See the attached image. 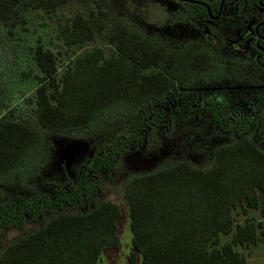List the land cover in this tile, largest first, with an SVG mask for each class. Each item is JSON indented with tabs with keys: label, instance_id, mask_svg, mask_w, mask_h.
<instances>
[{
	"label": "trees",
	"instance_id": "trees-1",
	"mask_svg": "<svg viewBox=\"0 0 264 264\" xmlns=\"http://www.w3.org/2000/svg\"><path fill=\"white\" fill-rule=\"evenodd\" d=\"M71 1L87 12L60 20L58 37L71 48L104 35L112 49L108 54L102 47L87 49L60 72L55 54L37 44L33 59L41 75L34 97L28 98L37 124L64 135L91 128L116 111L136 112L80 168L71 186L53 195L36 191L0 204V228L23 227L49 215L37 230L9 243L0 253V264H98L105 248L120 245V207L112 201L93 204L96 177L110 173L120 155L139 147L149 130L163 131L173 119L184 125L197 118L224 139L204 167L177 161L126 181L129 264H138V255L139 264H248L237 247L260 241L263 224L253 218L235 224L233 211L259 208L264 218V109L244 116L238 109L223 110L222 101L212 95L191 109L174 103L165 110L161 103L179 98L206 77L233 75L264 83V68L254 61L221 59L205 46L171 47L147 37L113 16L109 0H0V25L12 33L26 24L30 10L55 13ZM148 102L150 115L142 109ZM42 142L29 121L17 119L11 109L0 111V182L22 171ZM227 235L231 238L221 243Z\"/></svg>",
	"mask_w": 264,
	"mask_h": 264
},
{
	"label": "rangeland",
	"instance_id": "rangeland-1",
	"mask_svg": "<svg viewBox=\"0 0 264 264\" xmlns=\"http://www.w3.org/2000/svg\"><path fill=\"white\" fill-rule=\"evenodd\" d=\"M184 6L174 0H109L107 9L128 26L171 47L211 45L207 43L206 35L210 36L212 32L208 29L207 32L201 31L204 26L198 29V26L192 27L191 24L184 22L185 19L177 17L184 12ZM85 12L87 8L84 5L71 1L55 13L42 9L30 10L27 13L26 24L17 26L12 33L0 25V111L13 110L17 119L29 121L43 139L38 152L23 170L0 182V204L10 203L19 196L36 191L53 195L57 189L71 186L77 179L80 165L100 153L103 144L114 132L121 130L120 128L124 127L136 112V109L116 111L110 116L103 117L91 128L71 131L64 135L53 134L37 124L33 112L34 104L28 101V98L34 97L38 85L37 76L41 75L33 59L36 45L42 44L55 54L60 72L87 49L102 47L107 54L112 49L104 35H97L84 47L71 48L58 37L60 20ZM237 21L234 13H228L227 19L224 18L216 24V33L211 34L213 40L218 41V44L214 43V47L217 48L216 54L221 59L237 54L228 49L230 47L228 42L232 37H237L236 31L245 29L248 32L247 36L252 37L253 23L250 22L248 24L250 27L246 28L244 25L247 24V20L246 23L241 21L239 24ZM210 95L222 101L223 110L241 107L246 116L260 112L261 103H264V88L252 82L246 83L235 78L206 77L195 81L191 88L183 90L179 98L168 100L166 104L161 103V106L168 110L169 104L175 103L185 109H191ZM254 95L255 101L251 100ZM150 107L151 103L148 102L142 109L150 115ZM212 132V126L206 120L197 118L181 125L173 119L171 123L166 124L163 131L149 130L139 147L120 155L116 167L110 173H101L96 177L98 193L93 204L112 201L120 207V216L116 220L120 245L116 248H105L98 264H129L132 231L123 198L127 179L150 173L177 161L204 167L209 162L215 145L224 141ZM260 147L264 150V143ZM263 205L264 194L261 193L260 207ZM85 209L87 207L82 208V211ZM48 217L49 215H46L40 220L27 221L23 227L0 228V253L13 240L37 230ZM233 217L235 224H243L247 218L262 221L261 229L264 230V218L259 208L244 210L237 207L233 211ZM260 237V241L249 248L237 247L246 256L249 264H264V260L258 259L264 255V235L260 234ZM230 238L231 235L221 236V243ZM140 261L141 257L138 255L137 263Z\"/></svg>",
	"mask_w": 264,
	"mask_h": 264
},
{
	"label": "flooded vegetation",
	"instance_id": "flooded-vegetation-1",
	"mask_svg": "<svg viewBox=\"0 0 264 264\" xmlns=\"http://www.w3.org/2000/svg\"><path fill=\"white\" fill-rule=\"evenodd\" d=\"M179 4H184V12L179 14L177 17H181L184 22L191 24L192 27H197L198 29L204 26V29L201 31H206L207 29L212 32L211 34L216 33V24L222 21L224 18L227 19L228 13H234L235 18L238 19L237 24L241 23V21L247 24L244 25L246 28H249L248 25L252 22V37H248V32L244 30H238L237 37H230L231 40L228 42L230 46L228 49L231 52H237L234 56L226 57L225 59H232L235 61H239L241 63H250L256 62L261 68H264V0H174ZM203 8L202 11L196 10L195 6ZM205 11V12H203ZM183 17V18H182ZM234 18V16H233ZM232 19V18H230ZM245 20V21H244ZM234 21V20H232ZM195 23V25H193ZM212 24V26H211ZM201 29V28H200ZM207 34V43L211 45H206L213 53L216 54V47H214V43L218 44V41H214L212 35ZM220 45V43H219ZM229 53V52H228ZM228 78H235L244 82H252L258 87L264 88V83L255 82L249 80L247 78H241L237 76H229ZM248 86V85H245ZM255 96L251 100L255 101ZM258 100V99H257ZM262 110L264 109L263 103ZM238 109L241 113L244 114V111L241 107L231 108L229 110ZM262 110L260 112H262ZM260 112H255L253 114L247 115L251 116ZM94 156V155H93ZM92 156V157H93ZM91 157V158H92ZM90 158V159H91ZM90 159L81 164L78 170V175L80 168L85 166ZM77 175V178H78Z\"/></svg>",
	"mask_w": 264,
	"mask_h": 264
},
{
	"label": "crops",
	"instance_id": "crops-1",
	"mask_svg": "<svg viewBox=\"0 0 264 264\" xmlns=\"http://www.w3.org/2000/svg\"><path fill=\"white\" fill-rule=\"evenodd\" d=\"M258 259H260V260H264V255L259 256ZM247 263L249 264L248 260H247ZM253 264H254V263H253Z\"/></svg>",
	"mask_w": 264,
	"mask_h": 264
}]
</instances>
